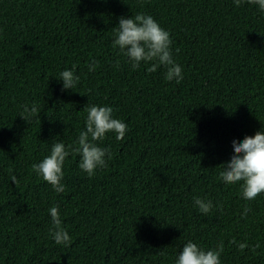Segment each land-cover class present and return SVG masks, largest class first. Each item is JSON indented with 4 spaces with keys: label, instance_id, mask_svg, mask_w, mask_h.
Wrapping results in <instances>:
<instances>
[{
    "label": "trees",
    "instance_id": "16d2710c",
    "mask_svg": "<svg viewBox=\"0 0 264 264\" xmlns=\"http://www.w3.org/2000/svg\"><path fill=\"white\" fill-rule=\"evenodd\" d=\"M141 12L170 33L180 83L165 80L163 67L149 73L151 63L133 69L113 47L119 18ZM93 60L98 67L89 71ZM73 65L79 83L62 91L59 73ZM32 104L40 114L27 123L19 115ZM90 105L112 107L128 131L97 142L111 159L93 177L72 152L57 193L31 166L55 142L78 146ZM262 129L257 5L0 0V264H175L189 240L205 250L222 242L221 264H264V193L246 200L243 182L219 178L233 140ZM194 197L214 208L202 214ZM54 205L70 246L50 233Z\"/></svg>",
    "mask_w": 264,
    "mask_h": 264
},
{
    "label": "clouds",
    "instance_id": "9594fccd",
    "mask_svg": "<svg viewBox=\"0 0 264 264\" xmlns=\"http://www.w3.org/2000/svg\"><path fill=\"white\" fill-rule=\"evenodd\" d=\"M239 7L245 0H233ZM264 11V0H246ZM172 39L170 33L163 29L151 16L137 13L135 16L119 18L116 28L113 47H118L121 53L129 59L133 69L140 67L141 63H151L147 68L149 73L158 68H164V78L167 81L175 80L180 83L183 80V69L173 59ZM119 67V61L116 64ZM98 67L96 61L89 64V71H95ZM76 66L65 69L59 73V79L63 82L62 91L74 89L79 83L80 77L75 74ZM87 112L86 126L79 133L77 147L66 146L63 142H55L50 151L41 162L32 164V171L52 186L54 191H65L64 164L66 158L72 153L80 155L79 168L93 177L98 169L107 167V160L111 159L110 147H101L97 142L103 141L106 134L111 132L116 139L124 138L128 131L127 124L113 116V108L110 106L90 105L84 108ZM40 114L36 104L23 106L20 117L27 123ZM234 154L229 161L220 164L222 171L219 178L226 184H241L242 197L246 200H254L264 193V129L257 131L254 136H245L243 141L233 140ZM12 182L18 184L15 176ZM194 203L198 210L209 214L214 208L211 200L194 197ZM251 209L246 207L244 215ZM52 219L50 233L57 245L70 246L72 239L68 231L62 226L59 206L54 205L49 209ZM243 247V245H241ZM258 247V246H257ZM223 243L216 248L205 250L197 243L189 240L180 251L175 264H221Z\"/></svg>",
    "mask_w": 264,
    "mask_h": 264
}]
</instances>
